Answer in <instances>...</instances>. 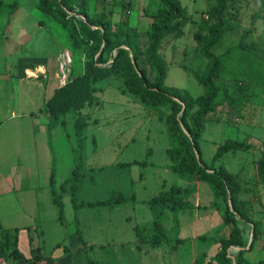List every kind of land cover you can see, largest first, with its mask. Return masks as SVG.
Wrapping results in <instances>:
<instances>
[{
    "label": "rangeland",
    "instance_id": "rangeland-1",
    "mask_svg": "<svg viewBox=\"0 0 264 264\" xmlns=\"http://www.w3.org/2000/svg\"><path fill=\"white\" fill-rule=\"evenodd\" d=\"M90 1L92 11L106 10L116 22L127 19L136 25L141 47H145V30L152 21L150 15L160 7V0ZM181 1L188 9L190 22L183 36H168L163 40L161 53L168 62L165 84L169 88L187 90L193 96H198L204 93V87L192 71L204 70L208 61L200 52L195 33L207 34L200 24L213 2ZM37 2L0 0V107L3 108L0 119L9 127L23 124L24 130L14 129L10 133L16 144L19 140L25 144L37 142L45 148V152L48 148L55 154L56 183L61 192L62 183L72 176L75 166L74 148L78 142L76 119L84 115L88 120L84 148L86 176L79 190V202L105 200L114 192L121 191L129 200L115 206L112 211L114 220H126L127 216H131L144 224L155 217L160 218L163 213L160 220L174 237L178 233L175 213L162 204H156L157 209H152L146 201L177 184L190 189L188 199L193 204H214L223 219L226 201L215 196L209 182L188 180L170 168L171 159L167 153L170 138L165 122L159 118L156 108L146 105L132 93H122L123 82L119 78L108 76L99 79L96 82L97 99L81 111L67 114L64 124L62 118L54 123L45 109L44 101L57 87L85 71L89 49L84 44L75 45L62 23L52 14L42 11ZM78 18L84 20L81 15ZM228 18V30L215 49L223 51L232 47V52L224 60L229 70L228 76L233 81L244 82L246 90L242 98H237V107L225 103L208 116L200 141L202 157L208 165L219 168L223 164L240 178L245 208L254 219L262 221L264 229V184L258 180L257 167L264 145V0H238L229 8ZM248 28H254L247 39L248 43H255L251 56L254 60L240 57V50L235 48ZM23 40L27 42L20 46ZM106 57L113 61L111 52L106 53ZM140 62L146 64L142 57ZM25 64L30 66L27 71L24 70ZM249 66L251 68L245 74L243 70ZM150 77H153L151 73ZM34 85L36 91L31 98L30 91ZM32 107H37V110L28 113ZM14 108L18 114L10 117ZM162 108L169 111L167 105ZM228 138L247 139L253 147L248 151L228 152L214 161L217 148ZM141 161L147 163H138ZM62 194L65 215L70 220L76 211L72 196L70 192ZM192 209L188 212V218L194 219L197 211ZM237 218L249 242L251 226L239 216ZM215 224L217 226L212 229L199 228L195 231L207 234L216 231L217 227L218 237L229 233V224L222 221ZM187 231L193 233L190 229ZM262 238L264 230L259 240ZM259 242L255 246L264 247ZM20 247L25 252L30 250L27 243ZM260 253L264 255V249ZM181 261L182 264H192L189 256Z\"/></svg>",
    "mask_w": 264,
    "mask_h": 264
},
{
    "label": "trees",
    "instance_id": "trees-1",
    "mask_svg": "<svg viewBox=\"0 0 264 264\" xmlns=\"http://www.w3.org/2000/svg\"><path fill=\"white\" fill-rule=\"evenodd\" d=\"M211 1L213 4L200 24L202 28L206 29L207 34L195 33L200 52L208 63L204 70L192 71L194 77L204 87V93L193 96L187 90L166 86L168 62L161 53L163 40L168 36H183L186 26L190 22L188 9L181 0H160V7L150 15L152 21L145 30L147 41L144 48L141 47L140 32L136 25L127 19L116 22L112 19L110 12L106 10L92 11L90 0H38V7L42 11L52 14L62 23L69 31L75 45L84 44L89 49L85 71L57 87L53 94L45 99L44 106L54 123L62 118L64 124L67 114L79 112L88 103L97 99L96 82L99 79L114 76L122 80L123 86L120 89L122 93H132L146 105L156 108L159 118L165 122L170 138V147L167 148L171 159L170 168L188 180L198 179L209 182L215 196L226 201L223 219L231 228L226 236L214 238L219 243V250L207 264H234V260L230 256L231 248L247 246L248 242L237 216L251 226L254 237L249 249L232 253L236 264H264V258L253 262L247 257V253L254 249L262 235L263 225L261 220L254 219L245 208L240 197L242 191L240 178L223 164L219 168L208 165L202 157L200 141L206 130L208 116L225 103L236 106L237 98H242L246 90L244 82L233 81L234 79L228 76L229 70L224 60L225 56L232 52V47L223 51L215 49L222 42L223 36L228 30V10L238 0ZM78 15H81L82 18L85 17L86 20L84 18V20H80ZM253 31L254 28H248L240 36L239 43L235 46L240 50V57L253 59L251 56L252 50L255 49V43L247 42ZM102 45L104 48L100 53ZM131 50L133 58L130 55ZM108 52L112 53L113 61L111 62L106 57ZM96 55H98L97 58ZM141 57L144 58L146 64L140 62ZM250 68L249 66L243 72L246 74ZM150 73L153 75L152 78ZM183 104H185L184 110ZM164 105L169 107L168 112L162 108ZM87 126V118L84 115H79L76 119L78 142L74 148L75 166L72 176L62 183L61 192L56 187L54 173L52 172L51 175L52 194L62 219L64 216L63 192L71 193L76 212L82 206L115 205L128 201L126 194L121 191L114 192L105 200L78 201L81 183L86 176L84 148ZM195 147L201 161L198 159ZM252 147L253 144L247 139L228 138L217 148L213 159L217 161L228 152L248 151ZM138 163L146 164L147 161ZM121 165L126 166L130 163ZM257 167L258 180L264 184V145L262 146V156L257 161ZM189 193V188L174 184L146 202L151 207L162 204L169 208L175 213L177 222L180 211L200 207L188 199ZM229 193L234 210L229 205ZM134 228L141 243L157 247L172 242L169 231L156 218L144 224H136ZM20 230L21 228L18 227L1 230L0 259H3L6 264H28L32 260L37 261L43 257L41 253L38 255L34 253L32 258H28L20 250ZM201 238L206 237L201 236ZM185 241L179 237L175 238L176 244ZM64 247L68 249L67 246L64 245ZM205 260L206 254L202 253L197 256L195 263L203 264Z\"/></svg>",
    "mask_w": 264,
    "mask_h": 264
},
{
    "label": "crops",
    "instance_id": "crops-1",
    "mask_svg": "<svg viewBox=\"0 0 264 264\" xmlns=\"http://www.w3.org/2000/svg\"><path fill=\"white\" fill-rule=\"evenodd\" d=\"M26 42L23 40L19 45H25ZM26 64L25 71L30 68ZM36 65L34 62V66ZM34 91L35 85L30 91L31 98ZM39 92L41 98V89ZM1 109L3 108L0 107V112ZM30 110L28 113L35 112L37 107ZM11 112L10 117L18 114L16 108ZM10 127L0 119V131L3 130L0 135V233L3 228H21L20 250L28 258H32L34 253H41L43 256L42 259L32 260L28 264H182L181 260L185 256H189L192 264H196L197 256L202 253L206 254L203 264H207L219 250V243L214 240L218 237L217 227L216 231L207 234L195 231L199 228L212 229L216 225L215 222L225 223L216 206L210 203H196L195 205L200 207H195L197 214L194 219L188 218L190 209L182 210V215L180 211L177 235L171 236L170 244L164 243L157 247L139 241L134 228L139 221L131 216L120 221L112 218L113 209L120 204L82 206L70 220L66 218L64 205V216L63 219L60 218V210L51 189L52 172L56 182L55 154L48 148L45 152V148L37 142L25 144L19 140L16 144L11 137V131L25 128L23 124ZM240 197L243 198L242 193ZM151 208L157 209L156 206ZM202 210L204 212H201ZM160 218L158 216L156 219ZM162 223L166 227V224ZM176 237L186 241L176 244ZM258 242L264 244V238ZM24 243H27L29 252L20 247ZM60 243L61 245H58ZM257 245L247 253V257L253 262L264 258L260 253L264 247L258 248ZM234 252L236 251L233 250ZM0 264L6 262L0 259Z\"/></svg>",
    "mask_w": 264,
    "mask_h": 264
},
{
    "label": "water",
    "instance_id": "water-1",
    "mask_svg": "<svg viewBox=\"0 0 264 264\" xmlns=\"http://www.w3.org/2000/svg\"><path fill=\"white\" fill-rule=\"evenodd\" d=\"M68 12H70V11H68ZM71 14H73V13H71ZM83 18L86 20L85 17H83ZM103 48H104V45H102V48H101V50H100V53L103 51ZM130 55H131V57L133 58V51H132V50L130 51ZM137 70H138V67H137ZM184 109H185V104H183V110H184ZM181 124H182V123H181ZM184 130L186 131L185 128H184ZM195 150H196V154H197V156H198L199 161H201V159H200V155H199V152L197 151L196 147H195ZM229 205H230V208H231L232 210H234V208H233V203H232L231 196H230V193H229ZM253 237H254V231H253V229H252V231H251V238H250V240H249L247 246H245V247L233 246V247L231 248V250H230V251H231L230 256L233 258V260H234V264H236V260H235L234 255L232 254V250L240 251V250H242V249H249L250 246H251V244H252V242H253Z\"/></svg>",
    "mask_w": 264,
    "mask_h": 264
}]
</instances>
